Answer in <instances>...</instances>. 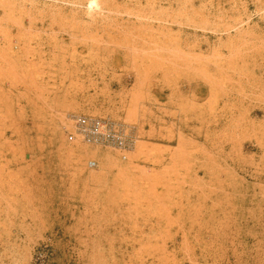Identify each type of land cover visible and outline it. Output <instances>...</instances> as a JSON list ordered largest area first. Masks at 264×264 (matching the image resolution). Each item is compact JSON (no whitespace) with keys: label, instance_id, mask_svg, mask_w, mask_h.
<instances>
[{"label":"rangeland","instance_id":"1","mask_svg":"<svg viewBox=\"0 0 264 264\" xmlns=\"http://www.w3.org/2000/svg\"><path fill=\"white\" fill-rule=\"evenodd\" d=\"M3 1L0 264H264V0Z\"/></svg>","mask_w":264,"mask_h":264},{"label":"built area","instance_id":"2","mask_svg":"<svg viewBox=\"0 0 264 264\" xmlns=\"http://www.w3.org/2000/svg\"><path fill=\"white\" fill-rule=\"evenodd\" d=\"M67 121L70 123V131L67 132L70 141L114 151L121 161L127 160L140 139L135 125L111 117L69 114ZM87 168L94 170L98 165L95 161H89Z\"/></svg>","mask_w":264,"mask_h":264},{"label":"bare ground","instance_id":"3","mask_svg":"<svg viewBox=\"0 0 264 264\" xmlns=\"http://www.w3.org/2000/svg\"><path fill=\"white\" fill-rule=\"evenodd\" d=\"M1 1H3V0H1ZM18 1V0H17ZM22 1V0H21ZM27 1H29V0H27ZM34 1V0H33ZM61 1V0H60ZM71 1V0H70ZM100 1V0H99ZM4 2V1H3ZM5 2H7V0L5 1ZM4 2V3H5ZM15 2V1H14ZM80 2V1H79ZM3 3V4H4ZM21 3V2H20ZM28 3H30V2H28ZM65 3V2H64ZM76 3V2H75ZM89 3V8L91 9V8H95V7H98L100 4H97V2L96 1H94V0H91L90 2H88ZM103 3V2H102ZM5 4H7L6 6H8V3H5ZM13 4H15V3H13ZM34 4V3H33ZM37 4V3H36ZM71 4V3H70ZM73 4V3H72ZM81 3H79V5H80ZM103 4H105V3H103ZM2 5V4H1ZM88 5V4H87ZM10 6V5H9ZM8 6V7H9ZM13 6V5H12ZM24 6V5H23ZM82 6V5H81ZM101 6V5H100ZM15 7V6H14ZM80 7V6H79ZM84 7V6H83ZM109 7V6H108ZM111 7V6H110ZM19 8V7H18ZM100 8V7H99ZM13 9V8H12ZM12 9L10 10V11H12ZM22 9V8H21ZM20 8L18 9V10H21ZM95 9H97V8H95ZM6 10V9H5ZM28 10V9H27ZM31 10V9H30ZM29 10V11H30ZM38 10H40V9H38ZM99 10V9H98ZM111 10V9H110ZM9 11V10H8ZM21 11H23V10H21ZM84 11V10H83ZM102 11V10H101ZM112 11V10H111ZM111 11H107V12H111ZM41 12V11H40ZM71 12V11H70ZM88 12V11H87ZM98 12V11H97ZM114 12V11H113ZM26 12H24L23 11V13L22 14H25ZM33 13V12H32ZM32 13H31V15H32ZM35 13V12H34ZM96 13V12H95ZM85 14H87V13H85ZM38 15H39V13H38ZM58 15V14H57ZM65 15V14H64ZM105 15V14H104ZM87 17V16H86ZM89 17V16H88ZM90 18V17H89ZM101 18V17H100ZM106 18H108V17H106ZM80 19V18H79ZM83 19V18H82ZM91 19V18H90ZM93 20V19H92ZM96 20V19H95ZM18 21V20H17ZM75 21V20H74ZM101 21V20H100ZM78 22H80V21H78ZM83 21H81V23H82ZM87 21L85 20V23H86ZM102 22V21H101ZM100 22V23H101ZM111 22V21H110ZM105 23H106V21H105ZM78 24V23H77ZM83 24V23H82ZM94 24H96V23H94ZM71 25V24H70ZM75 25V24H74ZM88 25H89V22H88ZM87 25V26H88ZM102 25V24H101ZM103 25H105V24H103ZM72 26V25H71ZM110 26V25H109ZM80 27V26H79ZM91 27H94V26H91ZM96 27V26H95ZM84 28V26L82 27V29ZM99 27H96L95 29H98ZM103 29V28H102ZM87 30V29H86ZM85 30V31H86ZM99 30V29H98ZM104 30V29H103ZM82 31V30H81ZM84 31V30H83ZM79 32H80V30H79ZM93 32V31H92ZM28 33V32H27ZM82 33V32H81ZM84 33V32H83ZM21 34V33H20ZM87 34H89V33H87ZM19 35V34H18ZM5 36V35H4ZM20 37V36H19ZM24 37V36H23ZM18 38V37H17ZM10 39V38H9ZM20 39H21V37H20ZM24 39V38H23ZM22 40V39H21ZM7 41H8V39H7ZM10 42V41H9ZM19 42V41H18ZM23 44V43H22ZM26 45V44H25ZM22 47V46H21ZM23 48V47H22ZM21 48V49H22ZM24 49V48H23ZM10 51V50H9ZM94 156V155H93ZM105 156V155H104ZM106 161L107 160H109L108 158H106L105 159ZM110 161H111V159H110ZM112 164V163H111ZM119 167V166H118ZM100 168H101V166H100ZM117 169H119L120 170V168H117ZM118 170V171H119ZM124 171H122L121 170V172L123 173V172H125V175H128L129 173L126 171V169H125V167H124V169H123ZM94 171H96V170H94ZM99 172H100V170H99ZM137 177V176H136ZM94 178L95 179H98V180H100V178H102L101 176H94ZM129 178H131V177H129ZM128 178V179H129ZM130 180V179H129Z\"/></svg>","mask_w":264,"mask_h":264}]
</instances>
